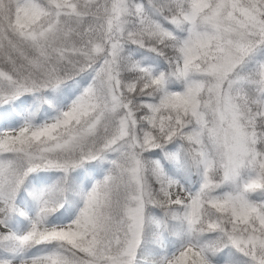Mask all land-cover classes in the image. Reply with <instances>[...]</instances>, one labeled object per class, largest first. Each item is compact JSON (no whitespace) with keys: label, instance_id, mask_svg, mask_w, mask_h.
<instances>
[{"label":"snow or ice","instance_id":"6c2138e0","mask_svg":"<svg viewBox=\"0 0 264 264\" xmlns=\"http://www.w3.org/2000/svg\"><path fill=\"white\" fill-rule=\"evenodd\" d=\"M0 264H264V0H0Z\"/></svg>","mask_w":264,"mask_h":264}]
</instances>
